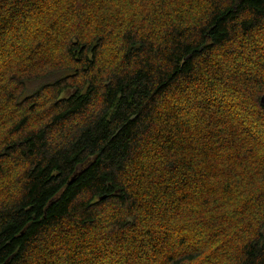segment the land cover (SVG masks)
<instances>
[{
  "label": "trees",
  "instance_id": "trees-1",
  "mask_svg": "<svg viewBox=\"0 0 264 264\" xmlns=\"http://www.w3.org/2000/svg\"><path fill=\"white\" fill-rule=\"evenodd\" d=\"M119 2L0 0V264H264V0Z\"/></svg>",
  "mask_w": 264,
  "mask_h": 264
},
{
  "label": "rangeland",
  "instance_id": "rangeland-1",
  "mask_svg": "<svg viewBox=\"0 0 264 264\" xmlns=\"http://www.w3.org/2000/svg\"><path fill=\"white\" fill-rule=\"evenodd\" d=\"M128 1H130V0H120V2H119V4H111V5H108L111 9H112V11L108 14V16H107V19H109V20H113V18L116 16V14H117V12H118V9H119V7H124L123 5L127 2L128 3ZM123 4V5H122ZM104 5V4H103ZM125 9V8H124ZM139 10L140 9H134L133 11L134 12H139ZM131 11H132V9L130 10V14L129 15H131L132 16V14H131ZM131 16H129V18L131 17ZM128 18V19H129ZM128 21V20H127ZM127 21L124 23V25H127L126 23H127ZM89 23H92V24H90V25H87L88 27H90L91 25H93V23H96V22H89ZM97 25L95 24L93 27H91L89 30L91 31V32H94V34H95V36H97V35H99V33H98V31H97ZM255 38L257 39V40H259L260 42L258 43L257 41V43H253V45H256L255 47H256V50L257 49H259L258 47L261 45V46H263L264 47V29H262L256 36H255ZM255 41V40H254ZM5 182H6V180H0V188L1 187H3L4 186V184H5Z\"/></svg>",
  "mask_w": 264,
  "mask_h": 264
}]
</instances>
